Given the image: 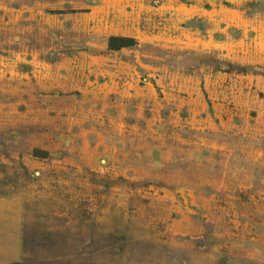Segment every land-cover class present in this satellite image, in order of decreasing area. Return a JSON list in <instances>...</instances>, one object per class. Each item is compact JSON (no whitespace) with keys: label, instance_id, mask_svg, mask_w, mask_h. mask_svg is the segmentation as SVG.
I'll use <instances>...</instances> for the list:
<instances>
[{"label":"rangeland","instance_id":"374dc122","mask_svg":"<svg viewBox=\"0 0 264 264\" xmlns=\"http://www.w3.org/2000/svg\"><path fill=\"white\" fill-rule=\"evenodd\" d=\"M0 264H264V0H0Z\"/></svg>","mask_w":264,"mask_h":264},{"label":"trees","instance_id":"16d2710c","mask_svg":"<svg viewBox=\"0 0 264 264\" xmlns=\"http://www.w3.org/2000/svg\"><path fill=\"white\" fill-rule=\"evenodd\" d=\"M109 45L111 48L117 49L122 46L131 45V40H129L128 38L112 37L109 40Z\"/></svg>","mask_w":264,"mask_h":264}]
</instances>
